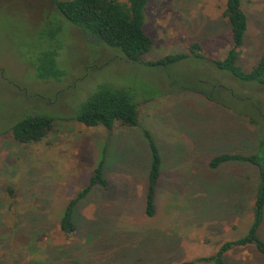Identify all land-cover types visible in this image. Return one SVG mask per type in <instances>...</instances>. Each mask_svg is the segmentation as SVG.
Instances as JSON below:
<instances>
[{"label": "rangeland", "instance_id": "374dc122", "mask_svg": "<svg viewBox=\"0 0 264 264\" xmlns=\"http://www.w3.org/2000/svg\"><path fill=\"white\" fill-rule=\"evenodd\" d=\"M225 5L149 0L145 31L153 48L143 62L190 53L193 43L206 57L165 68L131 64L67 21L53 0H0V264H181L211 257L247 233L257 169L240 162L212 169L210 163L258 150L264 86L240 83L213 64L232 44ZM242 7L248 30L238 64L249 72L264 52V0H242ZM53 47L65 72L60 81L39 77L34 62ZM102 85L135 92L141 127L160 148L164 163L152 218L145 213L152 155L142 129L117 124L110 132L73 119ZM198 87L230 109L187 90ZM26 115L55 118L42 141L14 139L10 129ZM103 152L109 188L96 186L79 202L75 231L66 235L61 218ZM259 234L264 240V224ZM225 262L264 264V255L255 247L234 248Z\"/></svg>", "mask_w": 264, "mask_h": 264}, {"label": "trees", "instance_id": "16d2710c", "mask_svg": "<svg viewBox=\"0 0 264 264\" xmlns=\"http://www.w3.org/2000/svg\"><path fill=\"white\" fill-rule=\"evenodd\" d=\"M148 2L149 0H128L124 3L118 0H53V5L55 11L82 30L86 36L95 38L113 49L120 50L131 64L166 68L193 58L206 60V57L200 53V45L193 43L189 49L190 53L170 54L155 62L144 63V57L153 48V39L145 31ZM224 15L231 26L232 44L223 59L213 61L214 66L240 83L264 86V52L258 64L249 72L238 64L248 30V17L242 7V0H226ZM57 51V48L53 47L41 52L36 57L34 62L38 67L39 77L57 81L64 77L65 72L57 65ZM187 90L197 92L209 101L230 109L226 102L218 100L211 91L201 87L187 88ZM232 93L234 97L235 93ZM249 118L251 122L255 123L250 116ZM73 119L87 128L102 126L110 132L117 124L122 127H140L142 129L152 155L145 213L147 217H154L157 186L161 178L163 161L152 133L141 127L135 92L129 88L102 85L77 108ZM54 121L55 118L49 115H26L17 121L10 131L14 139L22 144L40 142L52 129ZM104 153L101 157L103 159L93 170L89 183L77 197L69 202L61 218V230L66 235H71L75 231L74 214L79 202L96 186H101L105 190L109 188L105 177ZM228 162L249 164L257 169L258 183L250 227L244 236L234 241L225 242L215 255L181 264H226V254L234 248L243 247H255L259 253L264 255V240L259 234L264 224V137H261L258 150L255 153L246 156L222 154L211 161L210 167L216 169Z\"/></svg>", "mask_w": 264, "mask_h": 264}, {"label": "crops", "instance_id": "0c3cea01", "mask_svg": "<svg viewBox=\"0 0 264 264\" xmlns=\"http://www.w3.org/2000/svg\"><path fill=\"white\" fill-rule=\"evenodd\" d=\"M153 135V134H152ZM167 137V136H166ZM175 136H173V138H174ZM167 138H171V137H167ZM155 139V138H154ZM156 141V140H155ZM160 149V148H159ZM163 163H164V160H163Z\"/></svg>", "mask_w": 264, "mask_h": 264}]
</instances>
